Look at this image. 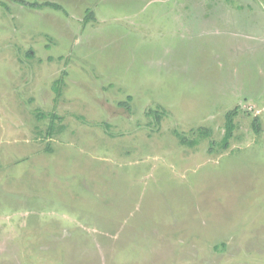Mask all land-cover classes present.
Segmentation results:
<instances>
[{"label":"rangeland","instance_id":"obj_1","mask_svg":"<svg viewBox=\"0 0 264 264\" xmlns=\"http://www.w3.org/2000/svg\"><path fill=\"white\" fill-rule=\"evenodd\" d=\"M0 264H264V0H0Z\"/></svg>","mask_w":264,"mask_h":264},{"label":"trees","instance_id":"obj_2","mask_svg":"<svg viewBox=\"0 0 264 264\" xmlns=\"http://www.w3.org/2000/svg\"><path fill=\"white\" fill-rule=\"evenodd\" d=\"M47 6H50V7L54 8V9H59V6L55 5V4L47 3V4L43 5V7H47ZM39 7H41V6L39 5ZM58 84H55V89H59L57 87ZM236 115H237L236 109L232 110V111H229L226 114V117H225L226 120H225V126H224V134H223V137H222L221 141L218 143V147L221 150H227V148L229 147V142L233 138V134H234V131L236 129V125H235V117H236ZM256 120H257V118L254 119V121H253V129L256 132V134H258L259 133V124H258V122ZM202 135H203V133H202ZM184 141L185 140L183 138H181V142H184ZM189 144L192 145L191 143H189ZM212 150L213 149L211 147L210 151H212Z\"/></svg>","mask_w":264,"mask_h":264}]
</instances>
